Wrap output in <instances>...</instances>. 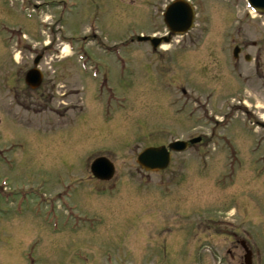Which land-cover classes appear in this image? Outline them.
Wrapping results in <instances>:
<instances>
[{
  "label": "rangeland",
  "instance_id": "obj_1",
  "mask_svg": "<svg viewBox=\"0 0 264 264\" xmlns=\"http://www.w3.org/2000/svg\"><path fill=\"white\" fill-rule=\"evenodd\" d=\"M189 1L193 29L153 51L135 44L165 34L170 0H0V264H239L238 236L264 264V66L251 47L264 17L246 0ZM194 137L162 172L136 165L145 146ZM96 156L116 166L111 181L91 177Z\"/></svg>",
  "mask_w": 264,
  "mask_h": 264
},
{
  "label": "water",
  "instance_id": "obj_2",
  "mask_svg": "<svg viewBox=\"0 0 264 264\" xmlns=\"http://www.w3.org/2000/svg\"><path fill=\"white\" fill-rule=\"evenodd\" d=\"M250 7L260 13H264V0H248ZM193 11L191 6L184 0H175L165 10L164 22L172 34H183L192 27ZM27 83L32 87L40 84L41 76L37 69L29 72ZM199 139L190 140L194 143ZM187 146L185 142H173L169 144L171 150H183ZM169 153L164 146L147 148L137 158V162L147 169H163L169 162ZM92 174L99 179H109L113 174L112 165L103 158L96 159L91 165ZM249 254V253H248Z\"/></svg>",
  "mask_w": 264,
  "mask_h": 264
},
{
  "label": "flooded vegetation",
  "instance_id": "obj_3",
  "mask_svg": "<svg viewBox=\"0 0 264 264\" xmlns=\"http://www.w3.org/2000/svg\"><path fill=\"white\" fill-rule=\"evenodd\" d=\"M26 3L28 4V3H30V0H26ZM165 7V6H164ZM229 39H230V37H228ZM232 41H235V39H233V38H231V43H232ZM145 44H148V45H150L149 44V42H145ZM233 45L234 46H236V43H233ZM150 47L152 48L151 50H153V51H156L157 49H154L151 45H150ZM251 47L254 49V62H255V65H257L259 68L261 67V64L264 66V40H261V41H259V42H256V41H252V44H251ZM238 48V52H237V54H236V57H235V59L236 60H238V58H239V56H240V54H241V50L239 49V47H237ZM251 58H248V57H246V56H244V60H246V61H249ZM160 60H163V57L162 58H160ZM160 62V61H159ZM147 65V69L148 70H150L149 69V67L151 66V63H147L146 64ZM152 69V68H151ZM27 72H28V70L26 71V73H25V75H27ZM239 74V73H238ZM25 75H24V77H25ZM176 75V74H175ZM164 80H165V78H164ZM168 80H170L169 82H168V85L169 84H172V82H171V80H174V79H171V78H168ZM104 82L106 83V78H104ZM174 82L175 83H177L178 85H180V83H181V81L179 80V75L177 74V78H175V80H174ZM25 86L27 87V88H29L30 90H32V91H36L38 88H34V87H31V86H29V85H26L25 84ZM106 86H107V84H106ZM171 87H175V89L176 90H178V91H180V92H182V93H184L185 95H186V91L184 90V89H182V88H180L179 86L177 87L176 85H170ZM109 90H111L110 88H108ZM14 91V90H13ZM20 97V94L17 92H15L14 93V95H13V99H15V103L19 106L20 104V102L18 103L16 100H17V98H19ZM152 146H157V144H153ZM138 166V165H137ZM136 166V167H137ZM139 167V166H138ZM114 168H116V166H114ZM139 168H141V167H139ZM148 173V172H147ZM3 190L1 189V192H2ZM242 241V239H239V236H238V238L236 239V244L234 245V247L235 248H239L241 245H245L246 244V242H245V244L243 243V242H241ZM247 245V244H246ZM245 245V246H246ZM248 246V245H247ZM227 252L228 253H230L231 252V250H227ZM231 255V254H230ZM238 258L240 259V261H239V263L241 262L242 263V261H243V257H242V255H240L239 254V256H238Z\"/></svg>",
  "mask_w": 264,
  "mask_h": 264
}]
</instances>
